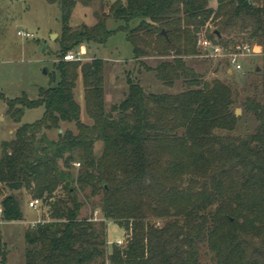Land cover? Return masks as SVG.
<instances>
[{
  "label": "trees",
  "instance_id": "obj_1",
  "mask_svg": "<svg viewBox=\"0 0 264 264\" xmlns=\"http://www.w3.org/2000/svg\"><path fill=\"white\" fill-rule=\"evenodd\" d=\"M46 1L61 6L59 80L54 74L36 100L25 94L9 100L0 92L15 123L29 109H45L0 143L1 219L24 220L20 199L6 190L50 202L53 221L25 233V264H264V65L258 93L242 104L257 122L254 133L224 136L219 132L235 131L242 119L234 90L219 79L205 81L186 61L200 53L202 35L224 45L248 37L264 59V0H116L108 15L77 29L71 21L78 1L93 0ZM109 16L124 25L110 30ZM117 32L157 80L171 88L181 81L185 89L155 93L129 80L124 100L108 112L105 61L64 55L90 42L105 45ZM152 57L159 58L155 67L143 63ZM80 74L91 125L75 99ZM62 123H74L77 132L50 139L46 132ZM97 142L103 143L99 157ZM78 186L102 195L104 218L126 231V245L109 252L107 222L80 219Z\"/></svg>",
  "mask_w": 264,
  "mask_h": 264
},
{
  "label": "rangeland",
  "instance_id": "obj_2",
  "mask_svg": "<svg viewBox=\"0 0 264 264\" xmlns=\"http://www.w3.org/2000/svg\"><path fill=\"white\" fill-rule=\"evenodd\" d=\"M125 2L126 0H118ZM116 0H93L89 5L82 1L73 12L71 25L77 29L83 24L94 25L98 15H108L110 7ZM211 6L216 7L217 2L212 1ZM107 27L116 30L123 21L112 17L107 18ZM212 29V26H209ZM19 32L24 33L20 35ZM29 34V35H26ZM53 34H56L54 37ZM62 22L60 3L50 4L46 0H0V92L9 100L22 97L24 94L31 100L39 97L41 88L50 86L51 77L56 74L57 64L60 61ZM244 37V36H243ZM236 39L235 43H250L251 53L242 60L243 70L233 72L229 70L226 59L206 58L201 51L198 55L186 58L188 66L203 76L205 81L219 79L229 85L235 92L236 105L239 109L241 121L235 131L219 132L227 136H247L254 133L257 122L254 117L247 115L243 109V103L248 97L258 93L264 65L262 48L255 41L247 38ZM234 43H230L232 45ZM85 51L81 55V62L86 63L94 58H102L105 61V101L106 110L109 112L114 105H119L129 90V80L140 82L147 90L155 93L176 94L185 89L180 81L171 88L157 80L155 74L148 72L145 67L133 59L132 45L127 41L124 32L114 34L105 45H97L93 42L83 45ZM81 47L65 54H74L78 57ZM200 50V49H199ZM144 64L155 67L159 58H147ZM259 69V70H258ZM75 99L81 106V119L91 125L92 119L86 113L85 93L83 79L80 74L74 90ZM44 107L29 109L20 124L15 123L9 113L6 101L0 99V143L15 138L17 128L26 123H33L42 118ZM115 115V114H114ZM77 132L74 123H62L61 129L47 131V136L57 140L60 133L65 130ZM103 151V143L97 142L94 146L96 157ZM1 156V149H0ZM63 165V162H61ZM82 166H74L72 172L78 176ZM14 193L21 201L24 212V220L5 222L1 219L0 206V264H3V256L6 264H25V233L33 227V224L52 222L50 202L41 200L37 209L29 207L34 197L27 191L12 192L6 190V194ZM78 198L83 203L80 219L91 218L96 222L105 220L101 211L102 195L93 196L90 187L79 188ZM63 196V191H57L56 199ZM52 201V200H51ZM107 222V247L109 252L116 242L122 240L126 245L127 233L111 220ZM158 225L162 221H156ZM207 247L201 250V259L207 262Z\"/></svg>",
  "mask_w": 264,
  "mask_h": 264
},
{
  "label": "built area",
  "instance_id": "obj_3",
  "mask_svg": "<svg viewBox=\"0 0 264 264\" xmlns=\"http://www.w3.org/2000/svg\"><path fill=\"white\" fill-rule=\"evenodd\" d=\"M20 35L24 33L19 32ZM29 35V34H26ZM199 49L206 58H217V59H226L228 62L229 70L233 72H240L243 70L242 60L246 55L251 53V44L250 43H235L232 45H224L217 40L211 39L205 35L200 36L198 42ZM83 50L78 52V57L74 54H70L64 57L66 61H81V55ZM75 166H80L79 163H76ZM41 199H33L29 203V207L37 209L41 204ZM39 224V223H37ZM36 223L33 226L37 225ZM123 241L119 240L116 244L120 247H123Z\"/></svg>",
  "mask_w": 264,
  "mask_h": 264
},
{
  "label": "water",
  "instance_id": "obj_4",
  "mask_svg": "<svg viewBox=\"0 0 264 264\" xmlns=\"http://www.w3.org/2000/svg\"><path fill=\"white\" fill-rule=\"evenodd\" d=\"M218 34V33H217ZM219 35V34H218ZM53 36L55 37L56 36V34H53ZM259 70V69H258ZM235 113H236V115L237 116H239V114L241 113V111L239 110V109H236V111H235ZM122 116H120V118H121Z\"/></svg>",
  "mask_w": 264,
  "mask_h": 264
},
{
  "label": "crops",
  "instance_id": "obj_5",
  "mask_svg": "<svg viewBox=\"0 0 264 264\" xmlns=\"http://www.w3.org/2000/svg\"><path fill=\"white\" fill-rule=\"evenodd\" d=\"M81 48H82L83 51H85V47H84V46H82ZM84 100H85V98H84ZM70 124H71V123H70Z\"/></svg>",
  "mask_w": 264,
  "mask_h": 264
}]
</instances>
